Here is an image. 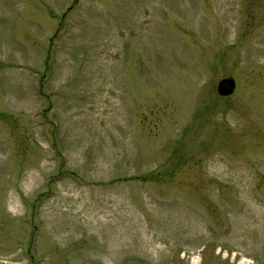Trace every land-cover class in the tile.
Wrapping results in <instances>:
<instances>
[{
    "label": "rangeland",
    "instance_id": "obj_1",
    "mask_svg": "<svg viewBox=\"0 0 264 264\" xmlns=\"http://www.w3.org/2000/svg\"><path fill=\"white\" fill-rule=\"evenodd\" d=\"M0 264H264V0H0Z\"/></svg>",
    "mask_w": 264,
    "mask_h": 264
},
{
    "label": "water",
    "instance_id": "obj_2",
    "mask_svg": "<svg viewBox=\"0 0 264 264\" xmlns=\"http://www.w3.org/2000/svg\"><path fill=\"white\" fill-rule=\"evenodd\" d=\"M235 90V80L233 77L221 78L217 82V91L221 95H228Z\"/></svg>",
    "mask_w": 264,
    "mask_h": 264
}]
</instances>
